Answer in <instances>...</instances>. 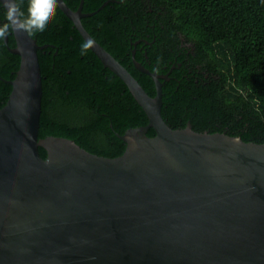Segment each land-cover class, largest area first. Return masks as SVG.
<instances>
[{"label": "water", "instance_id": "1", "mask_svg": "<svg viewBox=\"0 0 264 264\" xmlns=\"http://www.w3.org/2000/svg\"><path fill=\"white\" fill-rule=\"evenodd\" d=\"M57 6L93 39L81 17L96 11L82 13V0L76 10ZM12 34L19 67L0 108V264H264V143L171 128L161 115L167 74L133 60L154 82L150 96L94 39L90 49L147 124L117 134L125 149L113 158L68 138L39 139L37 50L47 45Z\"/></svg>", "mask_w": 264, "mask_h": 264}, {"label": "trees", "instance_id": "2", "mask_svg": "<svg viewBox=\"0 0 264 264\" xmlns=\"http://www.w3.org/2000/svg\"><path fill=\"white\" fill-rule=\"evenodd\" d=\"M63 1L76 10L81 0ZM105 1L82 0V13L96 11L81 17L82 26L148 95H155L154 82L133 60L167 74L161 115L171 128L190 123L198 132L264 143V0H109L99 9ZM17 2L26 11L28 0ZM5 22L0 3V25ZM31 37L47 45L37 50L42 84L38 138L64 137L99 156L121 155L125 143L117 134L148 122L124 82L91 49L80 54L85 41L58 6L47 29ZM182 39L192 44L196 58L185 59ZM14 46L10 30L6 43L0 39V108L19 67V56L8 49ZM185 65L193 72H202L196 65L205 69L210 75L200 79L208 84L194 83ZM39 153L46 156L42 148Z\"/></svg>", "mask_w": 264, "mask_h": 264}, {"label": "clouds", "instance_id": "3", "mask_svg": "<svg viewBox=\"0 0 264 264\" xmlns=\"http://www.w3.org/2000/svg\"><path fill=\"white\" fill-rule=\"evenodd\" d=\"M57 0H28L27 9L22 10L17 0H4L6 22L0 25V39L7 36L10 30L24 32L28 36L42 33L55 16ZM95 46L93 39H88L81 45V55Z\"/></svg>", "mask_w": 264, "mask_h": 264}, {"label": "flooded vegetation", "instance_id": "4", "mask_svg": "<svg viewBox=\"0 0 264 264\" xmlns=\"http://www.w3.org/2000/svg\"><path fill=\"white\" fill-rule=\"evenodd\" d=\"M109 0H107V2H108ZM110 1H112V0H110ZM138 42V41H137ZM181 45H180V47L181 48H183V49H187V51H185V59L188 61V60H191V57H193V58H196V56H195V53H194V47L192 46V44H190V43H188V42H186V43H184V39H182L181 40ZM134 51V50H133ZM132 51V52H133ZM133 54V53H132ZM180 55V54H179ZM146 56V55H145ZM141 64V63H140ZM142 65V64H141ZM182 64L181 63H178V66L180 67ZM196 68H198L200 71H202L201 73H199V72H197V71H195V72H193L192 71V69L193 68H191L189 65H185L184 66V69H185V71L186 72H188L189 74H190V77H193L194 78V83H196L197 85L199 84V83H201V84H203V85H205V84H208V81H204V80H201L202 78L201 77H205V78H208V76L210 75V74H207L206 72V70L204 69V70H202L201 68H200V66L199 65H196L195 66ZM171 68H174V65L171 67ZM201 78V79H200Z\"/></svg>", "mask_w": 264, "mask_h": 264}]
</instances>
